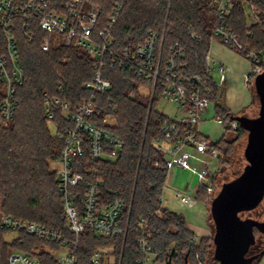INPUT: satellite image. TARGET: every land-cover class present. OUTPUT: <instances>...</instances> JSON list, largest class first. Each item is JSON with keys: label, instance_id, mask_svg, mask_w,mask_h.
Listing matches in <instances>:
<instances>
[{"label": "trees", "instance_id": "obj_1", "mask_svg": "<svg viewBox=\"0 0 264 264\" xmlns=\"http://www.w3.org/2000/svg\"><path fill=\"white\" fill-rule=\"evenodd\" d=\"M51 1L60 10L70 0ZM114 1L83 0L81 8H101L99 29L106 24ZM212 1L127 0L114 30L115 49L120 51L129 44L142 45L149 32L154 31L161 40L164 37L163 56L167 60L172 46L179 43L184 55L176 58L178 74L209 78L210 86L203 93L214 104L216 117L225 125L226 133L233 130L240 136L244 129L240 124L233 129L236 115L223 103V89L210 76L207 67L215 23ZM258 6L264 18V4ZM228 23L244 45L243 55L251 51L264 52V25L248 27L241 2L235 3ZM45 35L38 30L33 41L23 36L19 39L25 80L18 89L19 103L12 123L8 127L0 126V195L3 198L0 208L3 215L37 222L71 236L59 195L57 171L50 168V161L61 154L63 140L49 131L44 95L46 92L57 94L58 86L62 84L64 95L72 104L88 97L90 92L84 84L92 79L96 63L86 51L76 46L68 47L52 41L48 50L43 49ZM261 67L264 71V61ZM251 75L253 80L255 74ZM105 77L111 80L112 87L107 93H99L98 97L102 100L111 98L117 106L114 113L117 125L113 130L123 138L125 148L114 160L89 165L97 171L95 177L102 181L104 192L113 190L127 201L122 225H129V230L126 239L99 238L90 231L83 232L78 264H96L93 261L95 250L107 246H114L116 264H137L142 258L137 244V237L143 233L138 228L141 217L146 219L145 233L150 235V243L161 264H203L211 252V239L201 237L195 241L196 233L189 228L186 217L164 207L162 202L169 170L156 143L164 138L161 125L172 122V119L156 110L160 89L150 104L147 97L139 94V81L127 69L107 68ZM57 120L60 124L63 122L60 113ZM224 139L225 136L218 143L214 142L221 155L231 150L230 143L225 147L220 144ZM222 160L221 156L219 164ZM213 198L212 193L203 187L196 192L197 201L207 207ZM160 209L161 213L158 212ZM10 232L17 235L8 241L5 235ZM42 244L59 249L57 244L6 229L0 223V264H9L12 250L37 255L42 264H58L48 252H35Z\"/></svg>", "mask_w": 264, "mask_h": 264}, {"label": "built area", "instance_id": "obj_2", "mask_svg": "<svg viewBox=\"0 0 264 264\" xmlns=\"http://www.w3.org/2000/svg\"><path fill=\"white\" fill-rule=\"evenodd\" d=\"M126 1L115 0L106 24L97 29L101 8L82 9L83 0L67 1L60 10L53 6L51 0H0V120H13L18 108V89L25 80L19 47L21 36L33 41L37 31L42 30L46 33L43 38L45 44L54 40L68 47H79L96 63L92 79L84 84L90 92L88 97L72 104L65 97L62 84L58 86L57 94L46 92L44 95L45 115L52 133L63 140L61 154L56 159V171L59 195L71 236L37 222L8 215L0 217L1 226L6 229L59 245L54 254L58 264H78L81 235L85 231L99 238L126 239L128 234L129 225H122L127 201L113 190L104 192L102 181L95 177L97 171L89 165L91 162L114 160L121 156L125 148L123 138L113 130L117 106L111 98L102 100L98 97L99 93H107L112 87L111 80L105 77L107 68H125L133 74L139 81V94L147 97L150 104L157 97L158 89L159 100L176 104L178 116L172 122L161 125L164 138L157 141L156 147L169 172L176 167L188 170L198 176L199 185L194 189L189 184L176 189L175 198L184 206L194 207L198 203L196 192L200 187L210 193L215 190V174L209 158L219 160L221 153L214 147L213 141L199 132V124L212 104L203 93L209 88L210 80L200 75H179L176 58L184 55V49L176 43L170 49L169 58L164 60V37L161 40L154 31L149 32L144 44H129L120 51L116 50L114 30ZM236 2H241L246 11L248 27L264 25L258 6L264 4V0H213L211 7L215 23L212 40L219 39L222 44L243 55L244 45L228 23ZM243 56L255 63L245 74L246 81L250 83L252 73L256 77L263 72L264 52L251 51ZM207 67L213 79V72H217L219 80H214L220 85L231 71L228 65L216 62L210 52ZM58 113L63 119L61 124L57 120ZM192 159L198 160L203 167L198 169L192 165ZM158 164L156 161L155 166ZM158 212L161 213V209ZM138 228L143 233L137 237L138 250L142 254L137 264H159L150 235L145 233L144 217L139 219ZM195 241H198L197 236ZM93 261L96 264H116L114 247H98ZM8 263L42 264L38 258L20 250L10 252Z\"/></svg>", "mask_w": 264, "mask_h": 264}, {"label": "rangeland", "instance_id": "obj_3", "mask_svg": "<svg viewBox=\"0 0 264 264\" xmlns=\"http://www.w3.org/2000/svg\"><path fill=\"white\" fill-rule=\"evenodd\" d=\"M52 41L50 40L48 44H45L44 42H42L43 49L48 50ZM246 66L248 67L249 71H251L252 61L249 63H246ZM213 75H214V79L218 81L219 75L217 74V72L214 71ZM252 82H253V86L251 88L252 96H253L252 103L248 108L245 109L244 111L245 114H242V115H247L249 117H256L258 116L259 111H260V101L255 91L254 79L252 80ZM247 92L248 91L243 86V82H242V84H240L237 89L232 88V90L229 91L228 97L232 98L234 95L237 96V95H241L242 93H244L245 95ZM214 108H215L214 104L210 105L209 107L210 113L209 114L207 113L203 116V121L202 123L199 124V132L203 136L209 138L211 141L215 143H218L225 136L224 141L221 142L220 144L225 147L229 145L230 143V146H231V150L228 154L222 153L221 156L223 157V160L222 162H220L221 164H219V160H217L216 158L215 159L209 158L211 167L215 174V190L214 192H212V196H214L215 198L217 194L220 192L223 184L238 177L243 172L245 166L247 165L248 162L246 160L244 152H245V148L247 144L248 133L246 130H244V134L240 136L238 132L233 131V130H229L226 133L225 125L219 119H217L216 114L214 112L215 110ZM156 110L160 112L161 114H164L170 117L171 119H173L172 117L178 115L176 104L172 102H168L164 99H160L157 102ZM46 121H47L49 131L51 135H53L51 124L48 122V120ZM11 123H12V120L9 122L0 120V126H3V127H8ZM113 124L117 125L116 116L114 118ZM236 126H239V123L237 122V124L235 125V123L233 122L232 123L233 129ZM191 164L196 166L198 169H201L203 167V165L196 159H192ZM50 168L56 171V160L55 159L50 161ZM181 179L183 183L190 182L191 189H194L199 185L198 176L193 175L188 170L184 171L181 174ZM2 200L3 198L0 195V204ZM165 206L170 207L171 209L182 213L186 217L190 225L195 226V227L200 226L198 227L199 229L196 231V236H197L198 241L200 240L201 237L202 238L208 237L211 239L212 241V247L210 248L211 252L210 254L206 255L203 264H220V262L214 256L215 245H214L213 238L215 234V223H214V220L211 214V205L207 207L205 206V204L198 202L194 207L184 206L181 204V202L178 199L175 198V194H173V192L166 189ZM0 214L1 215L4 214L1 211V208H0ZM241 216L243 218L251 217L259 221H264V200L260 203V205L257 208L251 211L243 212L241 213ZM16 235H17L16 233L10 232L5 235V239L10 241L14 237H16ZM47 249L52 250L53 253H49ZM58 250L59 249L58 248L56 249V246L42 244L39 248L35 249V252L46 251L51 256H54V254ZM262 250L264 251V233L257 230L256 243L251 247L248 256H255L254 254L256 252H261ZM32 256L38 258L37 255L36 256L32 255ZM258 260L259 259L257 257V259H255L252 264H264V254H262V256L260 257L259 262Z\"/></svg>", "mask_w": 264, "mask_h": 264}, {"label": "water", "instance_id": "obj_4", "mask_svg": "<svg viewBox=\"0 0 264 264\" xmlns=\"http://www.w3.org/2000/svg\"><path fill=\"white\" fill-rule=\"evenodd\" d=\"M254 85L260 101L258 116L234 117L248 133L244 152L248 163L238 177L223 184L211 203L214 256L220 264H252L257 255L248 254L256 243L255 229L264 233V221L241 216L264 200V71L255 77Z\"/></svg>", "mask_w": 264, "mask_h": 264}, {"label": "crops", "instance_id": "obj_5", "mask_svg": "<svg viewBox=\"0 0 264 264\" xmlns=\"http://www.w3.org/2000/svg\"><path fill=\"white\" fill-rule=\"evenodd\" d=\"M210 53L212 58L215 59L216 62L226 64L231 68V71L227 75L226 81L221 85L223 87V88L221 87L223 89V95H222L223 103L235 115L245 114L244 111L246 108H248L251 105L253 98L251 88L245 78V74L250 72L248 67L246 66V63L251 62V60L249 61V59L246 58L245 56L234 52L233 50L222 44V42L219 39H214L211 41ZM242 82H243V86L247 89L248 92L245 95L244 93H242L241 95H237V96L234 95L232 98H229L228 97L229 91L232 90V88L237 89L239 85L242 84ZM207 113L209 114L210 110H208V112H206L205 114ZM177 116L178 115L172 118H176ZM184 171L186 170L176 167L169 172L166 181L165 191L167 189L173 192V194H175L176 189L191 184L190 182H185V183L182 182L181 174ZM165 191H164V202H163L164 207H165ZM188 226L195 233L199 229L198 227H200V226H196V227L192 226L189 223Z\"/></svg>", "mask_w": 264, "mask_h": 264}, {"label": "flooded vegetation", "instance_id": "obj_6", "mask_svg": "<svg viewBox=\"0 0 264 264\" xmlns=\"http://www.w3.org/2000/svg\"><path fill=\"white\" fill-rule=\"evenodd\" d=\"M264 254V251L262 250L261 252H256L254 255H257L258 259ZM257 259V258H256Z\"/></svg>", "mask_w": 264, "mask_h": 264}]
</instances>
